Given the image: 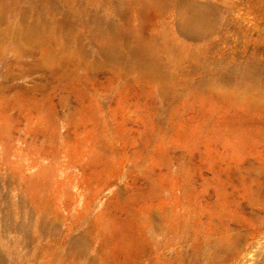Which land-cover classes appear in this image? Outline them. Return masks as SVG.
Here are the masks:
<instances>
[{
    "label": "rangeland",
    "instance_id": "1",
    "mask_svg": "<svg viewBox=\"0 0 264 264\" xmlns=\"http://www.w3.org/2000/svg\"><path fill=\"white\" fill-rule=\"evenodd\" d=\"M47 5L66 25L52 57L0 38V264L50 237L39 264L80 237L71 264H264V0ZM197 7L202 32L179 31ZM115 26L160 78L107 58L94 33Z\"/></svg>",
    "mask_w": 264,
    "mask_h": 264
},
{
    "label": "bare ground",
    "instance_id": "2",
    "mask_svg": "<svg viewBox=\"0 0 264 264\" xmlns=\"http://www.w3.org/2000/svg\"><path fill=\"white\" fill-rule=\"evenodd\" d=\"M30 1L0 0V38L8 37L15 45L26 49L38 46L44 56L52 57L54 54L50 49L51 47L55 46V48L63 49V33L61 29L66 27L64 18L62 15L54 13L49 9V5H47L49 0H33L34 3L39 1L43 6L46 5L45 8L47 9L45 10L47 11L46 18L37 17L34 10L24 7ZM9 9H13L14 11L12 18H9ZM153 9L157 11L160 7L155 5ZM204 18V13L200 7L189 10L187 8H180L178 10L179 31L184 32L186 28L192 31H201ZM71 29L69 28V32L72 34L71 38L73 41H77V34ZM94 29H98L95 23ZM95 32L94 37L99 38L101 41L100 48L102 52L107 58H112L118 62L121 70L135 72L144 78H160V73L162 72H160L161 64L156 60L152 51L147 50L141 45L139 38H136L135 34L133 38L129 36L131 37V41L125 46L126 51L122 52L120 49L118 50V47L122 45L123 39L126 40L129 37L126 36V33H121L119 27L115 26L113 29H105L104 32ZM71 53L70 59L74 58L75 49ZM52 240V237H50L46 241L45 246H42V251L38 255L34 254L29 258H20L19 264H39L42 255H45V252L53 242ZM88 249L89 247L85 238H77L73 242L66 243L64 252L55 263L71 264L76 257H80L88 252ZM89 264H102V260L91 258Z\"/></svg>",
    "mask_w": 264,
    "mask_h": 264
}]
</instances>
